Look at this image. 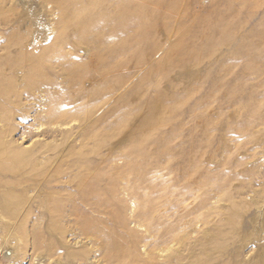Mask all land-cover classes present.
Returning <instances> with one entry per match:
<instances>
[{
    "label": "rangeland",
    "instance_id": "obj_1",
    "mask_svg": "<svg viewBox=\"0 0 264 264\" xmlns=\"http://www.w3.org/2000/svg\"><path fill=\"white\" fill-rule=\"evenodd\" d=\"M0 264H264V0H0Z\"/></svg>",
    "mask_w": 264,
    "mask_h": 264
},
{
    "label": "bare ground",
    "instance_id": "obj_2",
    "mask_svg": "<svg viewBox=\"0 0 264 264\" xmlns=\"http://www.w3.org/2000/svg\"><path fill=\"white\" fill-rule=\"evenodd\" d=\"M56 1H59V0H56ZM60 1H66V0H60ZM103 46H104L106 49H108V45H107L105 42L103 43ZM100 57H101V59H102V56H101V55H100ZM72 70H73V69H72ZM91 91H92V90H91ZM91 91H90V92H91ZM90 92H89V93H90ZM163 108H164L163 106H162L161 108L159 107L158 112H157V116L162 115V113L164 112Z\"/></svg>",
    "mask_w": 264,
    "mask_h": 264
}]
</instances>
